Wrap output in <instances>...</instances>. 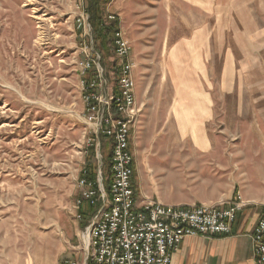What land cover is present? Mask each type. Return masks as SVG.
<instances>
[{"label":"rangeland","instance_id":"rangeland-1","mask_svg":"<svg viewBox=\"0 0 264 264\" xmlns=\"http://www.w3.org/2000/svg\"><path fill=\"white\" fill-rule=\"evenodd\" d=\"M110 1H100L103 18L114 14ZM83 4L0 0V264L80 262L73 254L81 255L77 236L86 220L77 218L80 173L87 163L100 166L108 184L110 143L99 163L81 114L79 64L91 51L78 25L89 23ZM247 4L251 10L240 13L233 28L232 20L217 21L209 8L201 20L209 34L206 92L231 94L214 103L209 123L228 149L226 176L249 175L258 185L264 182V0ZM101 61L113 78V53ZM210 172L191 167L184 179Z\"/></svg>","mask_w":264,"mask_h":264},{"label":"crops","instance_id":"crops-1","mask_svg":"<svg viewBox=\"0 0 264 264\" xmlns=\"http://www.w3.org/2000/svg\"><path fill=\"white\" fill-rule=\"evenodd\" d=\"M247 1L109 2L130 45L135 105L140 110L128 131L138 201L221 208L239 193L243 205L228 234L184 238L170 264H254L250 234L264 206L258 188L264 182L257 185L249 175L226 176L232 164L228 149L221 132L209 123L218 108L214 103L231 94L206 92L203 44L209 34L201 20V11L205 15L209 8L217 21L232 20L233 28L239 14L251 10ZM230 52L225 67L231 69L235 62ZM191 167L211 172L206 178L184 179L185 169ZM73 254L81 259L78 252Z\"/></svg>","mask_w":264,"mask_h":264},{"label":"built area","instance_id":"built-area-1","mask_svg":"<svg viewBox=\"0 0 264 264\" xmlns=\"http://www.w3.org/2000/svg\"><path fill=\"white\" fill-rule=\"evenodd\" d=\"M116 18L111 13L104 17L107 22ZM115 23L111 34L113 78L108 76L101 54L93 47L91 24H78L88 40L87 46L91 47L89 55L79 64L85 137L87 144L94 146L99 163L103 158L100 137L109 140L110 184L106 190L100 166L96 170L97 188L91 181L80 178L77 218L86 219L77 236L81 260L65 259L63 264H170L172 253L184 238L228 234L243 205L239 193L221 208L138 201L128 131L136 123L140 110L135 105L130 45L120 22ZM250 235L254 264H264V206Z\"/></svg>","mask_w":264,"mask_h":264},{"label":"trees","instance_id":"trees-1","mask_svg":"<svg viewBox=\"0 0 264 264\" xmlns=\"http://www.w3.org/2000/svg\"><path fill=\"white\" fill-rule=\"evenodd\" d=\"M100 1L101 0H84L83 6L89 15L88 21L91 24V29H92L93 47L96 51H98L101 54L102 57H104L105 55L108 56L112 52L111 34L116 27V23L107 22L102 17V13L100 11ZM100 141H102L101 148L105 143L109 142V140L105 137H101ZM93 149L94 147H91L92 153H94ZM109 160H110V156H109ZM80 178H85L89 182L91 181L93 183L94 188H97L96 167L92 166L91 163H87L86 168L80 173ZM102 178L104 181L103 175ZM106 180L108 181V184H105L104 181V188L107 190L110 184V166H109V175ZM84 223L82 224L83 226Z\"/></svg>","mask_w":264,"mask_h":264}]
</instances>
